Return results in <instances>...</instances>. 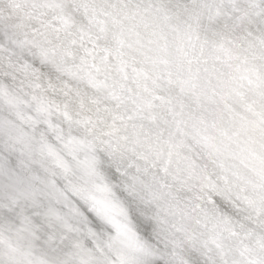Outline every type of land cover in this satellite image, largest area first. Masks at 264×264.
I'll return each mask as SVG.
<instances>
[{
  "label": "bare ground",
  "instance_id": "6f19581e",
  "mask_svg": "<svg viewBox=\"0 0 264 264\" xmlns=\"http://www.w3.org/2000/svg\"><path fill=\"white\" fill-rule=\"evenodd\" d=\"M0 203V264H264V0H0Z\"/></svg>",
  "mask_w": 264,
  "mask_h": 264
},
{
  "label": "water",
  "instance_id": "95a60500",
  "mask_svg": "<svg viewBox=\"0 0 264 264\" xmlns=\"http://www.w3.org/2000/svg\"><path fill=\"white\" fill-rule=\"evenodd\" d=\"M10 70H11V68H10ZM7 87V86H6ZM2 89H4V88H2ZM9 102V101H8ZM6 108H8V110L9 111H12V108H10V106H9V104L7 103V105L5 106ZM5 111V110H4ZM3 111V112H4ZM13 112V111H12ZM51 129V128H50ZM57 131V130H56ZM56 131H54L55 132V134H57V136H58V132L56 133ZM50 132H51V130H50ZM53 132V133H54ZM52 133V132H51ZM62 135V134H61ZM53 136H54V134H53ZM63 137H61V138H66V137H64V135H62ZM51 137V136H50ZM58 138H60V137H58ZM81 202V201H80ZM57 204V203H56ZM134 204V203H133ZM6 205L7 204H4V203H0V215L2 216V215H4V213L7 215V216H9L10 217V219L9 220H7V222H11V220L14 218L13 216L14 215H10L13 211H14V209L12 208L11 209V211H6L7 210V208L8 207H6ZM22 207L24 208V205H22ZM26 207V206H25ZM2 212H4L3 214H2ZM0 216V217H1ZM4 217V216H3ZM93 221V220H92ZM91 221V223H92V225H93V222ZM255 228V227H254ZM258 231L259 230H254V233H258ZM228 238H230V237H228ZM49 240V239H48ZM52 239H50V241H51ZM51 252V254L54 252V251H50ZM195 254H197V252H195ZM193 256H197V255H193Z\"/></svg>",
  "mask_w": 264,
  "mask_h": 264
}]
</instances>
